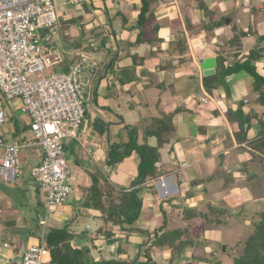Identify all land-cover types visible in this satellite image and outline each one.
I'll return each instance as SVG.
<instances>
[{"label": "crops", "instance_id": "1", "mask_svg": "<svg viewBox=\"0 0 264 264\" xmlns=\"http://www.w3.org/2000/svg\"><path fill=\"white\" fill-rule=\"evenodd\" d=\"M202 1L210 11L206 15L197 8V0L151 2L152 17L139 29L135 26L138 0H54L57 24L40 32L52 45L69 47L66 70L80 55L84 56L85 77L89 85L95 82L91 94L87 92L80 130L79 143L84 150L71 149L73 165L68 166V173L73 193L51 214L56 227L71 225L75 233L72 244L82 250L91 248L95 260L115 258L134 263L141 247L151 239L149 232L162 224L164 216L171 223L175 216L181 220L184 209L199 212L205 203L219 206L211 198L214 190L223 192L227 201L231 199L228 192L238 189L246 196L240 199L249 200V205L254 200L260 202L258 209L264 202V102L256 101L253 80L243 72L225 79L228 96L222 87L207 91L203 85L207 76L199 65L208 58L216 63L215 53L219 51L226 55L229 65L233 63L238 49L229 43L236 19H242L240 30L246 31L252 24L258 35H264V19L259 18V24L255 21L259 15L264 17V0ZM173 6L176 13L182 14L178 27L167 22V9ZM225 18L229 24L232 20L230 26L217 25ZM255 42L253 36L241 40L245 55ZM262 64L264 60L257 65ZM258 71L262 72L260 68ZM240 103L243 116L249 118V124L243 127L242 120L239 124L228 119V111L233 116ZM14 104L16 108L18 102ZM168 117L169 128L161 134L157 130L159 121ZM130 129L136 130L139 144L157 150L159 159L154 168L157 177L135 187L140 163L136 152L116 165L107 164L110 147L127 144ZM13 133L1 135L6 141L25 135ZM257 142L261 143L252 146ZM216 173L221 175L214 179ZM93 179H98L102 190L137 189L142 206L135 225L142 230L140 233L121 231L119 225H104L99 213L85 207V191ZM19 194L24 201L18 205L11 193L0 195V215H6L0 218V264L19 260L37 239L33 226L44 208L38 206L44 204L45 196L28 181ZM99 228L112 236L105 239L104 234H98L92 242ZM5 242L9 244L7 249L2 248Z\"/></svg>", "mask_w": 264, "mask_h": 264}, {"label": "built area", "instance_id": "2", "mask_svg": "<svg viewBox=\"0 0 264 264\" xmlns=\"http://www.w3.org/2000/svg\"><path fill=\"white\" fill-rule=\"evenodd\" d=\"M57 21L54 0H0V98L18 102V111L28 118L33 138L29 141L23 135L6 141L0 134V178L15 186L21 176L20 153L38 147V162L27 169V174L30 183L44 193L46 212L38 220L37 244L10 264H45L49 257V217L73 193L67 144L81 139L89 87L85 57L80 55L67 71L35 78L37 73L64 63L61 48L40 34L52 29ZM4 123L0 106V126ZM8 247V243L2 244L3 249Z\"/></svg>", "mask_w": 264, "mask_h": 264}, {"label": "trees", "instance_id": "3", "mask_svg": "<svg viewBox=\"0 0 264 264\" xmlns=\"http://www.w3.org/2000/svg\"><path fill=\"white\" fill-rule=\"evenodd\" d=\"M113 1L118 2L119 0ZM138 1L139 9L135 26L139 29H143L152 17L150 13V3L160 0ZM197 2V8L203 10L205 15L210 13L208 7L202 0H197ZM120 16H122V20L125 21L123 15L120 14ZM232 29L235 32L229 44L232 48L238 49L236 55L233 54V63L229 65L228 58L223 51L215 53L217 63L215 73L212 76L203 78V85L207 91L222 87L226 90L228 96L229 89L225 79L228 76L243 72L253 80L252 90L257 96L256 101L258 103H263L264 64H262V66L257 64L260 60H264V35H258L252 24L246 31L234 29V27ZM246 36L255 37L256 42L253 48L245 55V53H243L244 50L241 40ZM181 41L182 40H180V42ZM258 68H260L262 72L258 71ZM65 70L66 69H64V71ZM169 118L170 117L159 121V126L157 128L159 133L162 134L165 128H169L168 125L171 123ZM228 119L237 120L239 124L242 123V127L244 124H249V118L243 116L241 103L233 116H231L230 110L228 111ZM241 120L242 122L240 123ZM14 128V136H21L30 129L29 125L19 127L17 124ZM149 134L153 135L154 133ZM129 135V141L127 144L122 145L123 147H110L107 164L116 165L129 157L133 152H136L140 157V163L138 166V176L133 183L135 187L136 185H142L146 181L157 177L154 168L159 159L156 149L150 148L146 143L139 144L137 142L135 129H130ZM157 135L158 133L156 136ZM260 143L261 142L253 143L252 146ZM220 175L221 174L216 173L213 175L214 177H212L215 179ZM228 181L230 182V179L226 178V182ZM97 182L98 179H93L92 185L85 191L87 194L85 207L92 212L99 213L104 225H119L121 231L140 233L142 230L135 225L140 217L142 206V199L139 197L137 189L134 188L129 191L116 192L113 188L107 187L106 190H102L98 188ZM103 197H105L104 201L102 200ZM209 204L210 203H205L202 210L199 212L195 209H184L181 213V220L187 222V226L196 218L201 220L199 233H197L196 236H189L187 226L182 227L173 224L172 226L164 216L162 224L152 232H149L151 239L143 248L141 247L137 259L135 261L133 260L134 263L115 258H100L99 260H95L91 255V248L82 250L72 244L75 233L68 225L49 227L47 228L49 230L46 232V247L49 250V262L45 264H221L220 261H215L213 258L206 259L205 256L198 257L190 253L192 249H197V245L200 244H202V248L209 247L211 241H209L205 235L226 224L227 218L232 217L227 208ZM41 206H43L42 203H40L38 207ZM39 218L35 220L33 226L36 236L40 229L38 224ZM254 218H258V220H251L252 232L246 240L240 243L241 250H239V254L233 256L234 253H231L233 264H264V205L254 213ZM147 232L148 231H144L146 234ZM98 234H104L103 237L105 239H110L112 236V234L104 228H99L96 230L94 236L91 237L92 242L95 238L99 237ZM95 247L96 246H93V248ZM164 251L170 254L168 259L162 257V252ZM227 252L225 254H227ZM188 253L189 256H186Z\"/></svg>", "mask_w": 264, "mask_h": 264}, {"label": "rangeland", "instance_id": "4", "mask_svg": "<svg viewBox=\"0 0 264 264\" xmlns=\"http://www.w3.org/2000/svg\"><path fill=\"white\" fill-rule=\"evenodd\" d=\"M263 7H264V2H263ZM167 12H168V21L167 22H170L172 26L174 25V27H178L180 25L179 19L182 16V14L179 11H178V13H176L177 10H176L175 6L168 8ZM243 13H244V11H243ZM259 18L264 19V17L262 15H259V17H257V18L255 17V21L258 22L257 24L260 23ZM225 21H226V18H225V20L224 19L221 20V22L218 23L217 25H220V24L225 25ZM231 23H232V20L230 21L229 26L231 25ZM241 24H242V19L240 21H239V19H236L234 21V23L232 24V26L234 27V29H239L241 27ZM233 32H235V31L233 30ZM233 32H232V34H233ZM68 49H69V47H67L65 45H63L61 47L65 63L61 64L58 67H54V68H51L49 70H45L44 72L37 73L35 78L36 79H45V78L51 77L53 74H55L57 72L64 71L65 64H67L69 61V56L67 55ZM65 71H67V70H65ZM94 86H95V82L94 83L90 82V85H89L88 91H87L89 95L91 94L90 92H92V89ZM12 102L13 101H8L6 99H3L2 97L0 98V104L2 105V109L5 113V123L0 126V134H3V133L9 134V132H11L12 130L15 129L14 127L16 124H17V126L21 127L24 123H26L28 121V118L26 116L20 114V112L18 111V107H16L17 109L15 107H13V106H16L14 104L15 102H13V106H12ZM91 104H90V106H91ZM250 105H254V102L250 103ZM79 134H81V133H79ZM25 137L29 141L33 140L30 132H25ZM68 146H69L68 151H67L68 166L69 165L72 166L73 165V163H72L73 153H72L71 149L73 151L77 150V149L79 151H82L84 149L81 148L80 143L77 141H69ZM38 153H39V148L35 147V146L28 148L27 150H23L20 153L19 159H20V163H21V176L17 181L18 187L15 188L14 185L6 184L0 178V195L6 196V195L11 193L12 194L11 198L13 197L12 199H13V202L15 203V205H18V204L22 203V201H24V199L19 194V189L27 181L30 183V179L28 178V174H27V169L30 168V166L35 165L36 162H38L37 161L38 156H39ZM68 172L69 173L71 172V168H69ZM258 176L260 177L261 175H258ZM32 187H34V186L32 185ZM252 193L254 194V196L256 195L254 192H252ZM222 194H223V192H221L220 190L218 192H216L214 190L211 198H213L214 202L218 201L219 206L227 208L230 211L232 217L227 218L226 224L216 228L215 230H213V231H211L205 235L206 238L209 241H211V245L209 247H207V248L203 247L202 248V244H200V245H197V249H194V250L192 249L190 251V253H192L194 256H198V257L205 256L206 259L213 258L215 261H217V260L220 261L221 264H233V259H232L231 253H234L233 256H236L237 254H239V252H240L239 250H241L240 243L243 242L244 240H246V238L252 232L251 220H258V218H254V213L257 211L258 205L261 203L255 202V200H254L255 203L252 202V204L249 205L248 204L249 200L245 201V200L240 199V198L244 199V197H246V196H245V194L241 193L238 189H235L231 193L228 192V194H230L231 199H228L227 201L224 200ZM263 203L264 202H262V206L264 205ZM39 214H40V217H42V218L45 217V214H46L45 209L42 208V210L39 211ZM242 214H246V215L242 216ZM5 217H6L5 213L0 215L1 219L2 218L5 219ZM52 217L53 216L50 215L48 228L52 227V226H56V223L53 222ZM177 218L178 217H176V216L172 218L171 225L172 224L177 225V226L180 225L182 227L187 226V222H183ZM159 224L161 225V223H159ZM63 225L64 224H61V226H63ZM200 225H201L200 219L196 218V219L192 220L190 225L187 226L188 231H189L188 234L190 237L196 236L197 233H199ZM70 226H69V228H71ZM0 229H2V228H0ZM47 230H49V229H47ZM2 236H3V234H0V244H1ZM27 244H29V243H27ZM35 244H37V239H36ZM222 246H225L224 252L222 251ZM226 252H227V254H225ZM169 255L170 254L168 252L167 253L162 252V257L164 259H167L168 257H170ZM186 256H189V253Z\"/></svg>", "mask_w": 264, "mask_h": 264}, {"label": "water", "instance_id": "5", "mask_svg": "<svg viewBox=\"0 0 264 264\" xmlns=\"http://www.w3.org/2000/svg\"><path fill=\"white\" fill-rule=\"evenodd\" d=\"M225 23L228 25L229 20L226 19ZM200 68L204 71L205 76H212L215 73V68H216V63L213 58H208L201 60L200 63ZM222 251H225V246H222Z\"/></svg>", "mask_w": 264, "mask_h": 264}]
</instances>
